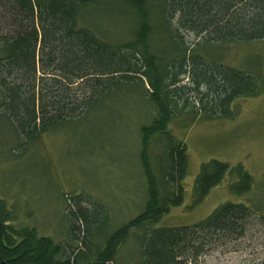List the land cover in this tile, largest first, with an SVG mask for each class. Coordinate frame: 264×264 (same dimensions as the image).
Returning <instances> with one entry per match:
<instances>
[{"label":"trees","instance_id":"obj_1","mask_svg":"<svg viewBox=\"0 0 264 264\" xmlns=\"http://www.w3.org/2000/svg\"><path fill=\"white\" fill-rule=\"evenodd\" d=\"M121 1L133 24L127 39L112 42L90 21L80 22L91 7L109 8L107 0H0V120L5 127L8 123L20 147L68 122L100 115L106 104L123 102V97L130 101L132 94L151 108L139 130L147 187L143 211L106 235L111 227L103 206L83 208L69 200L68 236L55 242L34 227L16 229L15 213L0 199V264H114L132 235L141 264H192L206 245L245 233L252 211L231 202L191 226H154L184 202L187 146L170 124L180 114L191 123L233 119L237 99L261 92L260 75L204 51L263 40L264 0ZM187 34L198 40L191 49ZM128 101L120 106H134ZM153 141L162 144L158 174ZM228 174L236 178L229 185L232 193L252 189L253 177L241 164L231 167L213 159L201 165L195 179V204Z\"/></svg>","mask_w":264,"mask_h":264},{"label":"rangeland","instance_id":"obj_2","mask_svg":"<svg viewBox=\"0 0 264 264\" xmlns=\"http://www.w3.org/2000/svg\"><path fill=\"white\" fill-rule=\"evenodd\" d=\"M109 8L91 7L80 22L90 21L100 35L123 41L132 28V14L121 0H107ZM111 8V9H110ZM0 15V24L1 21ZM191 49L198 41L186 35ZM209 48V49H208ZM204 53L244 73L264 80V39L208 47ZM187 81V80H186ZM259 84V83H258ZM254 97L237 99L233 119L202 120L191 123L179 115L170 124L173 135L187 146L188 174L183 181L184 202L171 207L155 228L191 226L208 218L224 203H242L251 211L242 237L227 238L206 245L192 264H264V83ZM106 104L100 115L68 122L41 137L19 146V139L0 120V199L16 215V229L34 227L39 235L55 242L68 236L70 202L83 208L103 206L109 217L106 235L139 215L145 206L146 180L140 163V127L149 121L151 108L142 98ZM2 94L0 92V104ZM134 104V106L122 103ZM191 123V124H190ZM190 124V125H189ZM156 142V141H155ZM151 144L154 169L162 144ZM241 164L253 177L252 189L244 195L230 191L236 178L228 174L202 202L195 204L194 184L201 165L210 160ZM98 245L103 243L97 237ZM114 264H141L136 237L122 247Z\"/></svg>","mask_w":264,"mask_h":264},{"label":"water","instance_id":"obj_3","mask_svg":"<svg viewBox=\"0 0 264 264\" xmlns=\"http://www.w3.org/2000/svg\"><path fill=\"white\" fill-rule=\"evenodd\" d=\"M0 229H1V223H0Z\"/></svg>","mask_w":264,"mask_h":264}]
</instances>
